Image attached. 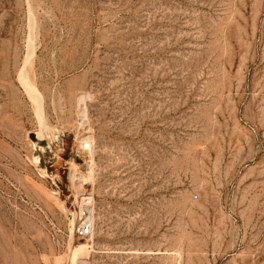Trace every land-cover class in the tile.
<instances>
[{
  "label": "rangeland",
  "instance_id": "rangeland-1",
  "mask_svg": "<svg viewBox=\"0 0 264 264\" xmlns=\"http://www.w3.org/2000/svg\"><path fill=\"white\" fill-rule=\"evenodd\" d=\"M0 264H264V0H0Z\"/></svg>",
  "mask_w": 264,
  "mask_h": 264
},
{
  "label": "built area",
  "instance_id": "built-area-1",
  "mask_svg": "<svg viewBox=\"0 0 264 264\" xmlns=\"http://www.w3.org/2000/svg\"><path fill=\"white\" fill-rule=\"evenodd\" d=\"M84 151H90L91 144L85 142L82 144ZM78 207V223L76 227V235L78 238H88L93 233L92 212L94 207V198L91 193H84L80 197Z\"/></svg>",
  "mask_w": 264,
  "mask_h": 264
},
{
  "label": "bare ground",
  "instance_id": "bare-ground-1",
  "mask_svg": "<svg viewBox=\"0 0 264 264\" xmlns=\"http://www.w3.org/2000/svg\"><path fill=\"white\" fill-rule=\"evenodd\" d=\"M87 246H81L78 250H76V252H78L81 249H86ZM81 252V251H80ZM74 258V257H73Z\"/></svg>",
  "mask_w": 264,
  "mask_h": 264
}]
</instances>
